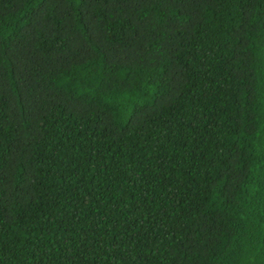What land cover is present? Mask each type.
Returning a JSON list of instances; mask_svg holds the SVG:
<instances>
[{
	"label": "trees",
	"instance_id": "trees-1",
	"mask_svg": "<svg viewBox=\"0 0 264 264\" xmlns=\"http://www.w3.org/2000/svg\"><path fill=\"white\" fill-rule=\"evenodd\" d=\"M0 264H264V0H0Z\"/></svg>",
	"mask_w": 264,
	"mask_h": 264
}]
</instances>
